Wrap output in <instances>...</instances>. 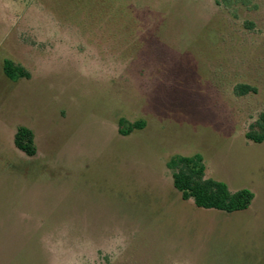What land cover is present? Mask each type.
I'll return each instance as SVG.
<instances>
[{
    "label": "rangeland",
    "instance_id": "obj_1",
    "mask_svg": "<svg viewBox=\"0 0 264 264\" xmlns=\"http://www.w3.org/2000/svg\"><path fill=\"white\" fill-rule=\"evenodd\" d=\"M262 113L264 0H0V264H48L41 236L111 264L121 229L117 264H264V143L245 138ZM122 118L146 127L123 137ZM197 154L249 212L182 201L166 164Z\"/></svg>",
    "mask_w": 264,
    "mask_h": 264
},
{
    "label": "trees",
    "instance_id": "obj_2",
    "mask_svg": "<svg viewBox=\"0 0 264 264\" xmlns=\"http://www.w3.org/2000/svg\"><path fill=\"white\" fill-rule=\"evenodd\" d=\"M4 75L11 81L30 80L31 74L21 65H16L11 60H5L3 64ZM253 89L244 86L240 88V94L246 95ZM127 125V129L124 126ZM119 134L123 137L130 136L134 131L143 130L146 127L144 121L128 123L120 119ZM245 138L255 144L264 143V113L250 126ZM15 147L29 158L38 154L35 142V134L27 127L17 129ZM172 173L173 186L180 193L184 202L192 201L199 209L216 210L227 214H233L247 210L253 203L255 195L248 189L231 192L228 185L206 177V165L204 158L197 154L193 156L175 155L166 164Z\"/></svg>",
    "mask_w": 264,
    "mask_h": 264
},
{
    "label": "clouds",
    "instance_id": "obj_3",
    "mask_svg": "<svg viewBox=\"0 0 264 264\" xmlns=\"http://www.w3.org/2000/svg\"><path fill=\"white\" fill-rule=\"evenodd\" d=\"M22 219H31L28 213L21 214ZM116 243L111 252L107 253L111 264H117L120 257L127 251L129 247V237L121 229L118 235L112 237ZM41 247L48 254V264H95V262L90 261L87 257L77 256L75 259L66 261L62 256V250L65 245L63 241H57L56 247L53 248L52 245L45 241L44 236H41ZM172 264H192L188 259L180 260L176 259L172 261Z\"/></svg>",
    "mask_w": 264,
    "mask_h": 264
},
{
    "label": "crops",
    "instance_id": "obj_4",
    "mask_svg": "<svg viewBox=\"0 0 264 264\" xmlns=\"http://www.w3.org/2000/svg\"><path fill=\"white\" fill-rule=\"evenodd\" d=\"M4 122L3 121H1V119H0V129L2 130L4 127ZM19 127H21V126H18L17 128H13L12 130H11V136H12V138L11 139H13V144H14V139H15V135H16V132H17V129L19 128ZM24 127H26V126H24ZM27 128H29L30 130H32L33 132H34V134H35V142H36V146H37V149H38V154H37V156L36 157H38L39 155H40V148H39V146H38V143H37V141H38V138H37V134H36V132L34 131V129L32 128V127H30V126H28ZM14 146H15V144H14ZM15 150H17V152H19L20 153V155H21V157H22V154H24V153H22L21 151H19L16 147H15ZM4 157V153L2 152V150H1V152H0V159H2ZM35 158V157H34ZM229 187V186H228ZM229 189L231 190V188L229 187ZM239 191V190H238ZM231 192H236V191H233V190H231ZM254 201H255V199H254ZM253 201V202H254ZM252 205H253V203H252ZM251 205V206H252ZM251 206L247 209V210H245V211H241L243 214H246V212H249V210L251 209ZM242 216H244V215H242ZM239 220H241V219H239ZM243 220V219H242ZM241 220V221H242ZM239 222V221H238ZM242 223H243V221H242ZM240 228H241V226H240ZM240 231H242V230H240ZM260 231V230H259ZM253 233H254V237L256 236L255 234L257 233V229H254V231H253Z\"/></svg>",
    "mask_w": 264,
    "mask_h": 264
}]
</instances>
